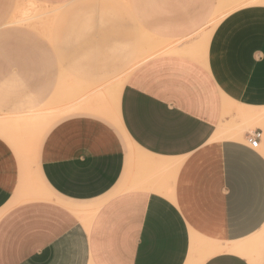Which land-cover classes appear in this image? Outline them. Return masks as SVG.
Segmentation results:
<instances>
[{"label": "crops", "instance_id": "crops-1", "mask_svg": "<svg viewBox=\"0 0 264 264\" xmlns=\"http://www.w3.org/2000/svg\"><path fill=\"white\" fill-rule=\"evenodd\" d=\"M35 1L57 14L83 0ZM213 1L140 0L143 49L146 33L180 44L132 69L109 119L106 90H79L72 108L96 113L54 124L28 166L14 121L36 113L4 88L55 82L5 80L16 34L0 0V129L14 135L0 133V264H264V0L205 38Z\"/></svg>", "mask_w": 264, "mask_h": 264}, {"label": "rangeland", "instance_id": "rangeland-1", "mask_svg": "<svg viewBox=\"0 0 264 264\" xmlns=\"http://www.w3.org/2000/svg\"><path fill=\"white\" fill-rule=\"evenodd\" d=\"M231 1H213V13L203 30L205 38L226 13L229 15L241 8H233L241 4V0H234L235 3ZM139 2L83 0L61 6L56 10L59 13L54 14L52 6L35 0H8L6 13L9 15L3 27L7 31H14L16 40L14 51L5 54V75L8 77L5 80H30L32 76L41 80L48 73L55 82L53 87L31 88L22 85L4 88V95L21 101L20 115H24V112L36 113L32 121L23 122L18 129L17 145L23 148L28 166L33 162V158L28 156L32 148L30 145L38 143L54 124L80 113H96L72 108L79 90L87 98L99 90H106L103 106L108 117L98 116L109 119L115 105L111 93L122 87L127 75L142 59L148 58L143 54L150 57L163 55L166 53L162 51L166 48L180 44V41H161L146 33V49L154 51L147 53L143 49L142 21L136 10ZM35 13L45 15L33 18ZM218 16L221 20H218ZM149 44L152 49H149ZM95 73H100L105 80H89L87 82L92 83L90 87L72 85L78 82L79 77L82 80L86 76H95ZM62 80L71 85L62 86ZM36 101L35 105L33 102ZM33 105L36 107L30 108Z\"/></svg>", "mask_w": 264, "mask_h": 264}, {"label": "bare ground", "instance_id": "bare-ground-1", "mask_svg": "<svg viewBox=\"0 0 264 264\" xmlns=\"http://www.w3.org/2000/svg\"><path fill=\"white\" fill-rule=\"evenodd\" d=\"M231 2H234V0L231 1ZM234 3H235V2H234ZM243 3H244V2H241V4H237V5H236L235 7H233V8H235V9L240 8V6L243 5ZM252 3H256V2H255V1H252ZM231 5L234 6V4H232V3H231ZM229 13H230V12H229ZM227 14H228V13H226V15H227ZM226 15H224V16H226ZM218 17H219L218 20H221V17H220V16H218ZM222 17H223V15H222ZM216 20H217V19H216ZM216 20H214V21L216 22ZM218 20H217V21H218ZM211 21H212V20H211ZM214 21H213V22H214ZM213 22H212V24H214ZM218 23H219V22H218ZM218 23H217V24H218ZM217 24H216V25H217ZM216 25H215V27H216ZM215 27H214V28H215ZM208 34H209V32H208ZM149 45H150V44H149ZM155 47H156V46H155ZM149 49H152V48H151V45L149 46ZM150 51H151V50H150ZM152 51H154V49H153ZM152 51H151V52H152ZM161 51H162V50H161ZM174 51H175V50H174V46H170V47L166 48L165 50H163L162 52L168 54V53H172V52H174ZM151 52H149V50L147 51V53H151ZM162 52H160V53H162ZM152 53H153V52H152ZM149 55H151V54H149ZM144 56L150 58V56H148V55H146V54H144ZM142 57H143V56H142ZM140 63H141V62H140ZM238 115L241 116V112L238 113ZM24 118H25V117H22L21 119H17V120H15L14 122H15V123L22 124V123L25 122V120H26V119H24ZM6 122H7V121H6ZM0 133L6 135L9 139H11L12 141H14V135H12V134H5V133H3V132L1 131V129H0ZM242 246H243V245H242ZM245 247H246V246H245ZM242 252H244V250H243Z\"/></svg>", "mask_w": 264, "mask_h": 264}, {"label": "built area", "instance_id": "built-area-1", "mask_svg": "<svg viewBox=\"0 0 264 264\" xmlns=\"http://www.w3.org/2000/svg\"><path fill=\"white\" fill-rule=\"evenodd\" d=\"M262 135L261 131H255L248 135L247 142L250 145L251 148H257L259 145V140Z\"/></svg>", "mask_w": 264, "mask_h": 264}]
</instances>
